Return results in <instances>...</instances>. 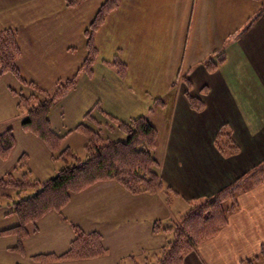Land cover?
I'll return each instance as SVG.
<instances>
[{
	"label": "crops",
	"instance_id": "obj_1",
	"mask_svg": "<svg viewBox=\"0 0 264 264\" xmlns=\"http://www.w3.org/2000/svg\"><path fill=\"white\" fill-rule=\"evenodd\" d=\"M105 1L90 0L89 10L72 11L66 0H49L47 12L22 10L28 14L19 28L18 1L0 0V31H20L22 77L47 91L73 77L87 57L86 31ZM94 43L98 55L92 76L80 74L73 90L78 108L90 112L101 134L110 117L122 123L132 116L157 117L158 125L152 126L168 133L166 145H160L167 150L159 176L179 195L167 205L164 192L134 196L116 181L99 183L73 195L62 213L43 218L21 257L31 264L36 255L64 253L75 239V225L100 233L108 254L50 264H140L139 255L153 250L147 242L169 233L176 200L187 205L233 183L240 185L238 208L214 238L186 255L184 264H245L264 257V0H122L96 31ZM4 80H9L6 85ZM188 85L203 110L193 109ZM13 91L32 92L12 74L4 75L0 95L9 106L0 99L2 115L7 107L17 112ZM64 118L60 124L49 115L53 131L64 136L62 148L85 151L88 140L75 130L84 122L68 128ZM6 121L0 122V134L11 129L17 143L13 157L0 160V179L13 173L22 156H27L30 179L54 178L64 163L55 161L45 143L22 124ZM224 129L232 133L239 156L226 158L217 149L216 137ZM257 178L262 179L245 183ZM10 212L0 203V232L19 224ZM158 222L167 225L159 234L154 232ZM0 243L13 255L16 237H0Z\"/></svg>",
	"mask_w": 264,
	"mask_h": 264
},
{
	"label": "trees",
	"instance_id": "obj_2",
	"mask_svg": "<svg viewBox=\"0 0 264 264\" xmlns=\"http://www.w3.org/2000/svg\"><path fill=\"white\" fill-rule=\"evenodd\" d=\"M82 1L66 0V3L69 7H74ZM121 2L122 0H106L102 4L86 34L87 57L85 62L73 77L59 81L53 91L39 88L22 77L17 67L21 49L16 38V31L7 29L0 32V79L4 75L12 74L32 90L29 95L17 94L13 91L18 97V108L26 117L22 122L23 130L41 139L53 154L54 160L64 163L54 178L39 182L30 179L26 163L27 156H22L13 173H8L6 178L0 180V189H15L18 192L17 199L11 207H8L11 208L10 214L18 217L19 224L0 232V235L16 237L17 245L11 248L12 251L25 254V241L38 232V223L43 218L51 213H61L70 203L73 195L99 183L116 181L133 195L164 190L169 204L173 196L177 195L172 187L164 185L159 173L155 170H158L159 163L151 156L150 151L139 148L144 145L147 149H151L153 139L157 134L147 118H137L134 123L118 122V129L129 133L126 141L122 139L113 141L110 137H102L96 127L80 124L75 130L88 140L84 147L86 154L84 159H80L71 148L62 149L64 136L55 133L51 126L49 115L56 103L75 89L80 74L92 76L98 55L94 43L95 33L104 23L107 14L117 10ZM189 99L192 105L197 103L190 96ZM200 109L202 110L201 106ZM222 138L228 140L223 143L220 141ZM16 143L11 129L0 134V159H8ZM215 145L224 156L229 150H233L230 148L229 134L222 131L218 133ZM237 150L236 147V152ZM14 172L20 173L21 176L14 177ZM238 189V185L233 183L208 199L189 202L191 208L180 220L181 226L178 229H172L175 231V240L165 247L162 256L155 264H183L188 250L193 251L197 245L214 238L227 225L231 209H235L238 205V195H235ZM3 198L10 199V195L3 196ZM229 200L232 205L225 203ZM72 227L75 239L68 251L62 254H40L33 258L47 264L94 259L108 253L103 246L100 233H86L75 225ZM31 228H33L32 231ZM160 229L159 225H155V232ZM245 264H253V261L247 260Z\"/></svg>",
	"mask_w": 264,
	"mask_h": 264
},
{
	"label": "rangeland",
	"instance_id": "obj_3",
	"mask_svg": "<svg viewBox=\"0 0 264 264\" xmlns=\"http://www.w3.org/2000/svg\"><path fill=\"white\" fill-rule=\"evenodd\" d=\"M5 1H7V0H5ZM18 1V4H17V13H18V20H17V23H18V27L19 28H21V27H24V24H25V22H26V15L28 14L26 11H24L23 13H20L22 10H27V11H29V12H33L34 14H40L41 12H43V11H49V9L51 8V3H50V5H49V0H17ZM89 1L90 0H83L82 2H80L77 6H74V7H72V6H68L67 5V3L65 2V6H67V9H69V10H72V11H74L76 8H79V7H82V11L84 10V9H86L87 8V10H89V8H90V4H88L89 3ZM13 2H14V0H12V4H13ZM121 5V4H120ZM94 6V5H93ZM102 6V5H101ZM120 7V6H119ZM116 11V10H115ZM97 13H98V11H97ZM113 13V12H112ZM26 14V15H25ZM111 13H109V14H107V16L105 17V21H104V23L106 22V19H107V17L110 15ZM97 15V14H96ZM22 16V17H21ZM96 17V16H95ZM39 19V18H38ZM95 19V18H94ZM36 20L37 19H35V22H36ZM39 20H41V19H39ZM43 21V20H42ZM42 21H39V22H42ZM94 21V20H93ZM92 21V22H93ZM104 23L99 27V28H101L103 25H104ZM90 27V26H89ZM7 29H12V30H14V31H16V38H17V40H19V37H20V31L18 30V28H16V27H10V28H7ZM7 29H5V30H7ZM89 29V28H88ZM88 29H87V31H88ZM4 31V30H3ZM87 31H86V34H87ZM0 32H2V31H0ZM86 39H87V35H86ZM18 45H19V47H20V44H19V41H18ZM20 49H21V47H20ZM22 51H21V56L19 57V59H18V61H17V63L19 62V60L21 59V57H22ZM84 62H85V60H84ZM83 62V63H84ZM17 67H18V65H17ZM19 69V68H18ZM214 70V69H213ZM20 71V70H19ZM211 71H212V69H211ZM21 73V72H20ZM9 80H4V85H6L7 84V82H8ZM65 81V80H64ZM59 82V81H58ZM57 82V83H58ZM57 83H56V85H57ZM22 85L24 86V87H28V86H26L25 84H23L22 83ZM56 85H55V87H56ZM55 87L51 90V91H53L54 89H55ZM39 88H41V87H39ZM187 88V95H188V98H189V96L190 97H192L193 98V100H195L197 103H194V105H192V107H193V109H195V110H199L200 109V106L202 107V110L204 109V104L200 101V100H198L197 98H195V97H193L192 95H191V92H190V90L192 89V86H187L186 87ZM26 89V88H25ZM28 89H30L29 87H28ZM0 99H2V101L3 102H5L6 103V105H8L9 106V100H7L5 97H2L1 95H0ZM61 100H62V102H61ZM59 102H57L56 103V105H55V107H53V109L51 110V113H52V117H53V115H56L57 117H58V123H60V124H62L63 123V118H64V121H65V123H64V125L66 126V127H68V128H75L80 122H84L85 124H90L89 126L90 127H95L96 125H95V123L93 122V120H92V115H90V112L89 113H87V111H85V110H83V108L81 109V108H78V102H77V100L75 99V96H74V94H73V91H71V92H69L65 97H63L62 99H61ZM190 100V99H189ZM88 102V101H87ZM2 103V102H1ZM190 103H191V101H190ZM199 103V104H198ZM8 108V112L7 113H5L4 115H2L1 113H0V122L1 121H5V120H7L6 122L7 123H10V124H22V122L24 121V119L26 118L25 117V114L18 108L17 109V112H15L14 110H13V108H11V107H7ZM201 110V109H200ZM199 110V111H200ZM61 114H63V118H61ZM98 116V114L96 113L95 114V117H97ZM116 118H118V119H120V118H125V116H121V117H119V116H117ZM136 118H138V117H136V116H132V117H127V121H129L128 123H134L135 121V119ZM145 118H147L148 120H149V122H150V124L152 125H158V122H157V117H152V116H146ZM132 119V120H131ZM131 120V121H130ZM105 122V124L108 126V128H103L104 130V132H103V134L101 135L102 137H110L113 141H117V140H124L125 141V138H126V135L128 136V138H129V133H127V131H122L121 129H120V131H118L119 129L117 128L118 127V120H116L115 118H113V117H110V119L108 118V121H104ZM133 131H134V128L132 129ZM114 131V132H113ZM165 131V130H164ZM164 131H162V132H160V131H157V129H156V132H157V134H156V137H155V139H153V147L150 149H147V146H144V145H141V146H139V148L140 149H143V150H148V151H150V154H151V156L159 163V167H158V170L157 169H155L157 172L160 170V168H161V166H162V159L164 158V155H165V153H166V150H167V148H164V147H162L163 149H162V151L160 150V145L163 143V144H165L166 145V140H165V138H168L167 137V135H168V133L167 132H164ZM222 132H225V133H227V134H229V140H230V143H231V146H230V148H233V150H229L228 151V153L225 155V157L226 158H234V157H237V156H239L240 155V153H241V151H240V148L237 146V144H235V142L233 141V137H232V133L231 132H228L226 129H224V130H222ZM105 133V134H104ZM220 133V132H219ZM217 138V137H216ZM215 138V139H216ZM228 139H226V138H222V139H220V141H223V143H225L226 141H227ZM233 145V146H232ZM20 146H24V144L23 143H21L20 144ZM236 147H237V152H236ZM61 148H62V144H61ZM63 149V148H62ZM77 151V152H76ZM76 151H74L73 150V152H75V154H77L78 155V157L81 159V158H85V156H86V154H85V151H81V149H77ZM14 152H12V154L10 155V157L12 156V155H14L13 154ZM9 157V158H10ZM13 157V156H12ZM11 159V158H10ZM0 160H2V159H0ZM6 160V159H5ZM8 161H10V160H8ZM162 161V162H161ZM9 163V162H8ZM26 163H27V161H26ZM64 166V165H63ZM159 173V172H158ZM7 175V174H6ZM6 175L3 177V178H1L0 180H2V179H4V178H6ZM17 175H19V176H17ZM14 177H20V174H14ZM260 179H262V178H257L256 180H251V181H249V180H246L245 181V183H247V185L248 184H250V185H252V183H256V182H258ZM163 181V180H162ZM241 182V181H240ZM163 183H164V185L165 186H167L166 184H165V182L163 181ZM232 185V184H231ZM230 185V186H231ZM236 185H238V184H236ZM240 185H238V187H239ZM228 187V186H227ZM173 188V187H172ZM173 190L177 193V195H174L173 196V198H172V202L169 204V203H167V199H166V204L167 205H171L172 203H173V199L176 197V196H178L179 194H178V192L175 190V188H173ZM85 191V190H84ZM159 192H164L165 193V195H166V191H159ZM239 192V191H238ZM157 192H155V193H149V192H143V193H139V194H136V195H134V196H137V195H143V194H148V195H151V194H156ZM28 194V193H27ZM131 194V193H130ZM7 195H10V199H5V198H3V196H7ZM17 195H18V192L15 190V189H7V188H5V189H0V203L2 204V205H8L9 207H11V205L14 203V200H16L17 199ZM131 195H133V194H131ZM236 196L238 195V193L237 194H235ZM213 196V195H212ZM207 199L208 198H210V197H206ZM193 199V198H192ZM200 198H197L195 201L194 200H191L190 202H197V200H199ZM201 201H203V199H200ZM175 201V200H174ZM176 203H178L177 205H179V207H177V214H176V219L174 220V219H171V220H173V221H169L170 222V227H167L168 228V234L166 235V237L164 238V236H163V238L162 237H160V236H157V237H155V240H153V241H148L147 242V248H151V247H149V246H152L153 245V250H152V252H149V251H147V253L148 254H146L145 256L143 255V254H140L139 255V261H140V264H155L158 260H159V258L162 256V253H163V251H164V249H165V247L166 246H168L171 242H173L174 240H175V229L174 228H177L178 229V227H180L181 226V224H180V220L184 217V215L190 210V208H191V204H185V202H183V201H178V200H176L175 201ZM187 202V201H186ZM225 203H227V205H232L231 204V200H229L228 202L226 201ZM238 206H239V203H238V205H237V207L233 210V209H231L232 211L231 212H229V214L228 215H231V214H233V212L238 208ZM63 211V210H62ZM186 211V212H185ZM62 213V212H61ZM17 219H18V217H17ZM164 221V220H163ZM157 225H159L160 226V230L158 231V232H155V233H160V232H163L164 230H163V226L165 227V226H167L166 224L164 225V223H163V226H162V222H158L157 223ZM172 229H174V230H172ZM33 230V228H31V231ZM172 230V231H171ZM8 236H10L11 237V235H8ZM0 237H6L5 235H0ZM72 243V242H71ZM204 243V242H203ZM6 243H0V264H27L26 263V259L27 258H22L21 256H22V254H20V253H17V252H15V251H13L14 253H13V255L12 254H10L8 251H5L4 250V245H5ZM202 244V243H201ZM201 244L199 245V246H201ZM25 245V244H24ZM71 245V244H70ZM103 246H104V248H106L105 247V245L103 244ZM199 246L197 245L196 247H195V249L193 250V251H195L196 249H198L199 248ZM70 247V246H69ZM144 248V247H143ZM146 248V249H147ZM69 249V248H68ZM68 249L66 250V251H68ZM107 249V248H106ZM11 250V249H10ZM187 250H188V248H187ZM187 250H186V252H187ZM65 251V252H66ZM190 250H188V253L187 254H189L190 252H193V251H190ZM12 252V251H11ZM64 252V253H65ZM183 252H185V251H183ZM18 254V255H17ZM108 254V253H107ZM106 254V255H107ZM187 254H185V256H184V259H183V264H184V261H185V257H186V255ZM105 255V256H106ZM142 255V256H141ZM141 256V257H140ZM104 256H102V257H98V258H94V259H88V260H95V259H99V258H103ZM32 259H33V261H35L36 263H39V264H44V263H41V262H39V261H37V260H35L33 257H32ZM88 260H79V261H69V262H80V261H88ZM251 261H253V264H264V257L262 256V255H260V256H258V257H255V258H252V259H250ZM32 261V260H31ZM31 262V264H34V262ZM51 263H60V262H51ZM47 264H50V263H47Z\"/></svg>",
	"mask_w": 264,
	"mask_h": 264
}]
</instances>
